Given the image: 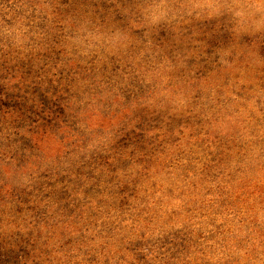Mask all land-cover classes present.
I'll return each mask as SVG.
<instances>
[{
	"label": "rangeland",
	"instance_id": "1",
	"mask_svg": "<svg viewBox=\"0 0 264 264\" xmlns=\"http://www.w3.org/2000/svg\"><path fill=\"white\" fill-rule=\"evenodd\" d=\"M104 1L109 8L0 0V264L165 263L174 246L151 241L150 231L170 209L154 188L126 193L123 203L135 204L120 207L128 180L138 191L156 181L172 187L175 206L177 184L196 181L201 204L191 215L204 212L212 232L237 225L233 192L257 185L250 197L257 218L245 216L235 235L264 243V0ZM185 145L202 150L188 151L187 182L179 164ZM119 149L153 163L152 172L139 181L118 170ZM240 151L258 172L232 184ZM213 180L227 185L215 189ZM134 205L144 209L135 235L103 233L99 223L109 226L116 212L129 227ZM194 222L176 231L188 224L192 233ZM229 232L214 242L231 252L237 237ZM212 250L206 258L219 254L215 264L233 262ZM261 254L257 264L264 246Z\"/></svg>",
	"mask_w": 264,
	"mask_h": 264
},
{
	"label": "trees",
	"instance_id": "2",
	"mask_svg": "<svg viewBox=\"0 0 264 264\" xmlns=\"http://www.w3.org/2000/svg\"><path fill=\"white\" fill-rule=\"evenodd\" d=\"M86 6H93V7H99L101 3L105 8H109V5L102 0H84ZM80 5L82 2H79ZM140 14V11L138 12ZM137 149H135L136 152ZM232 150L229 149V152ZM188 151H194V152H202L201 149H189L185 145L184 148L181 151V159L183 162L179 163L182 167L180 170V180H185L186 182L191 178V154L188 153ZM120 154V160H124V163L120 165L119 169L120 171L124 170V173L137 178L139 181L143 179V174L151 173L153 170V163H148L147 160H143V158H138L136 154H132V152L128 151L127 149H119ZM128 153V154H127ZM140 153V152H139ZM238 158L236 161L235 166L233 167V172L230 174V183L233 184L235 176H238L240 180L243 182L247 181L248 179L252 178L257 172H258V166H252L251 161H245L243 158V153L237 152ZM155 161V160H154ZM153 162V160L151 161ZM212 165L214 160L211 161ZM199 162L198 164H200ZM203 164V163H202ZM209 169L211 168L208 164ZM203 169V168H202ZM201 170H198V173H201ZM249 171H252L250 174ZM261 173L264 174V168L261 170ZM217 180H213L212 184L216 188L220 187L219 190H221L224 186L227 185L226 182L221 184V182L215 183ZM124 190L121 191V194L118 198V201L122 202L120 207L127 208L128 206L126 203H134L135 202H125L126 199V193H129L133 197H137L138 194L142 191H144L146 194H150L151 190L154 188L156 193L159 191V196L157 199V202L159 204H165L166 207H169L170 210H168V213L162 214L161 217H159L157 220L154 221L155 224H152L154 226L150 231V239L151 241L154 240H164L170 247L174 246L172 249V252L170 251V254L168 256V259L163 264H215L212 262V258L216 257L219 254H214L208 258L210 254L213 252V247H217L220 251V255H227L226 259H233V262L231 264H249L248 262L252 260L253 264H257L259 259L262 257L261 254V248L264 246V243H259L254 241V238L250 236L247 233L246 236H238L236 231L240 230L241 223L245 222V216L246 221H252L254 222L257 218V216L254 215V206L251 204L250 197L253 196L256 192L257 185H252L250 191H245L246 184H242L241 188H238L233 192L234 198L230 201V213L229 216L233 217L234 220L237 221V225L233 226L231 222H229V228L228 229H222L225 227V225L216 226L215 232L208 231L205 229V213L197 211L196 214L191 213L194 211V209H197L198 207L196 205L201 204V200L199 197L194 196V190L193 187L197 185V182L195 181L192 186V182H189L188 185H183L181 182L177 184V189L180 194V199L177 201H180L179 206H175V204H171L173 199V191L172 187H167L166 184L162 187L160 181L154 182V185H151L152 188H146L144 190L139 189V185L134 183H130V181H125ZM130 183V184H128ZM157 184V185H156ZM222 186V187H221ZM129 191V192H126ZM207 192V191H206ZM145 195V194H144ZM209 197V192L207 193ZM102 197H100L97 201H99ZM147 196L145 195V199ZM123 199V200H122ZM163 199V201L161 200ZM262 202L264 201V197L261 199ZM194 205L196 207H194ZM133 214L129 218L130 219V226L127 227L125 225V218L123 214H119V212H116V218H114L111 221V224L108 226L106 220H102L99 225L104 229L103 233L114 231L118 228H125L126 234H136V230L134 227L139 226L144 221V209L139 206V213L137 212V207L134 205L133 207ZM178 209V210H177ZM191 209V212H190ZM90 214L86 215L89 216ZM94 217H87V220ZM195 219L196 222H194V228L193 232H189L190 225L186 224L183 225L182 231L178 232L176 231L178 228V225L184 224L187 220ZM77 219V218H76ZM186 219V220H183ZM260 225L263 227L264 232V218H260ZM183 220V221H182ZM82 220H80L81 222ZM181 221V222H180ZM78 222V223H80ZM134 225V227H131ZM130 228V230L128 229ZM175 229V230H173ZM230 229L231 232H229ZM132 230V231H131ZM230 234H234L233 237H237L235 240H230V243L235 246L231 252H228L227 250L223 251L224 248H227L228 244L226 243H220L223 242L220 239H223L226 236V232ZM119 234V233H117ZM214 234L218 236L220 239V242H214ZM262 236L264 237V233H262ZM135 237H130L129 239L134 240ZM252 241L257 243V245L253 244ZM167 253V251H165ZM229 257V258H228ZM224 259V257H222ZM170 260V261H169ZM156 264H162L160 262Z\"/></svg>",
	"mask_w": 264,
	"mask_h": 264
},
{
	"label": "clouds",
	"instance_id": "3",
	"mask_svg": "<svg viewBox=\"0 0 264 264\" xmlns=\"http://www.w3.org/2000/svg\"><path fill=\"white\" fill-rule=\"evenodd\" d=\"M166 2V0H160V3L161 4H164ZM97 42L98 43H101V44H108L112 47H115L118 43V39H107V40H103V39H100L98 38L97 39Z\"/></svg>",
	"mask_w": 264,
	"mask_h": 264
}]
</instances>
